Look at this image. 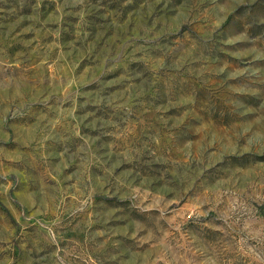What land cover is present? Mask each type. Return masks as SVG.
<instances>
[{"label": "rangeland", "instance_id": "obj_1", "mask_svg": "<svg viewBox=\"0 0 264 264\" xmlns=\"http://www.w3.org/2000/svg\"><path fill=\"white\" fill-rule=\"evenodd\" d=\"M0 264H264V0H0Z\"/></svg>", "mask_w": 264, "mask_h": 264}]
</instances>
